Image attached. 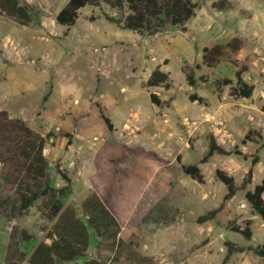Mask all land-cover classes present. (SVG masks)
Returning a JSON list of instances; mask_svg holds the SVG:
<instances>
[{
  "label": "rangeland",
  "instance_id": "obj_1",
  "mask_svg": "<svg viewBox=\"0 0 264 264\" xmlns=\"http://www.w3.org/2000/svg\"><path fill=\"white\" fill-rule=\"evenodd\" d=\"M25 1L35 12V20L29 26H19L0 16V105L5 106L11 99L4 89L7 84L22 83L28 90L30 79L39 73H45L46 77L53 68L61 67L57 82L53 83L59 108L64 100L77 99L72 96L65 99L73 92L87 97L93 105L94 100L103 101L106 109L114 99L120 100L122 113L127 106L120 123L111 121L112 131L101 120L100 124L94 122V130L88 134L83 132V120L74 122L69 133L56 131L62 124L55 121L48 123L53 130L47 132L43 126L38 128L36 121H24L35 132L53 134L43 151L49 163L50 185L54 188L64 185L56 168L68 178L89 177L121 229L138 201L135 187L140 191L152 176L167 177L169 191L159 195L155 209L168 212L173 220L149 223L144 218L133 240L137 254L147 258L150 264H169L172 258L176 259L177 254L171 256L167 251L177 238L171 232L174 227L177 236L184 232L187 238L179 245L182 262L176 259L177 264H193L203 256L210 258L211 264H215V258L218 264H264V259L251 252L228 254L224 247L226 241L243 246L264 244V222L244 198L245 192L253 190L264 175V0H192L198 7L183 27L167 26L155 35L123 30L110 23L105 16L119 19L122 13L104 3L84 7L78 12L75 24L64 27L55 23V16L68 0ZM233 38L244 42L237 54L226 56L213 68L202 63L204 47L225 44ZM156 68L169 75L168 90L145 87ZM240 69L244 70L243 80L254 86L248 99L231 96L230 86L221 84L223 80H231L233 86L234 73ZM189 74L194 82L192 86L188 83ZM80 80L85 85L78 84ZM91 89L94 94L88 96ZM150 93L162 102L160 107L149 101ZM192 95L198 99L191 101ZM37 97L38 94L32 96L30 109H34ZM90 110L92 115L97 113L95 107ZM130 111H137L133 121H128ZM66 114L62 113L61 118ZM77 123L82 125L80 129ZM250 130L258 132L261 139L240 145ZM210 134L225 151L238 146L243 154L259 157L253 167L251 184L226 202H223L226 189L215 179L214 171H224L240 186L250 167V158L214 154L200 163L207 153ZM120 152H128L130 166L118 164ZM144 154L158 161L145 159ZM181 165L198 166L203 183L184 175ZM115 168L126 172L121 187L111 183ZM5 174L6 168L0 164V262L13 231H26L31 236L29 242L19 243V249L28 257L36 244L44 241L51 226L40 213V200L25 216L14 221L5 218V208L1 206V200L8 197L4 191ZM82 188L84 185H74L63 201L64 206L79 205L81 196L77 194ZM200 218L205 219L199 221ZM247 221L251 222L253 233L248 242L232 231L235 227L244 228ZM220 234L223 239H219ZM90 244L89 259L97 258L106 264L128 262L124 256L115 262L105 243L101 241L97 246L92 232Z\"/></svg>",
  "mask_w": 264,
  "mask_h": 264
},
{
  "label": "trees",
  "instance_id": "obj_2",
  "mask_svg": "<svg viewBox=\"0 0 264 264\" xmlns=\"http://www.w3.org/2000/svg\"><path fill=\"white\" fill-rule=\"evenodd\" d=\"M101 3L122 13L119 19L105 16L107 21L123 30L147 35H155L167 26L183 27L194 16L198 7L197 3L192 0H68L55 16V23L59 26L71 27L75 24L81 9L86 6H99ZM0 16L22 27L29 26L35 20L34 9L25 0H0ZM243 47L244 42L239 38H233L225 44L204 47L202 63L213 68L223 58L237 54ZM243 71L240 69L234 73L235 84L233 86L231 80H223L221 84L230 86L231 96L248 99L253 93L254 86L243 80ZM187 79L189 85L192 86L194 82L191 74ZM217 85L219 86V81ZM145 87H159L168 90L171 87L169 75L156 68L150 73ZM45 99L46 97L43 101ZM197 99L195 95L190 97L191 101ZM149 101L157 107L162 105L159 98L152 93L149 94ZM100 117L107 129L112 131L113 126L110 120L101 111ZM51 137H53L52 133L41 135L32 130L23 120L10 118L6 111H0V164L6 168L4 191L8 194L5 200H1V206L5 208V218L8 221H14L25 216L29 209L40 200V213L51 223L44 237V239H49L50 243L46 244L43 241L37 243L28 257L19 249V243L29 242L32 239L31 236L26 231H13L0 264H23L24 262L27 264H79V260H83L82 264H106L97 258H87L91 232L97 240V246L101 241L105 243V248L113 253L115 262H118L120 256H124L128 260L126 264H150L147 258L140 257L135 252L130 243H125L118 238L120 224L109 206L100 197L91 194L84 200L81 206L82 214L86 217L84 221L80 220L73 208L64 206L63 201L70 194L71 181L65 172L56 168L64 185L60 188L50 185L49 163L43 151ZM255 138L261 139L260 134L250 130L242 138L240 145L253 143ZM127 153L118 154V164L130 166ZM214 154L222 156L234 154L243 160L250 158V167L240 186H237L233 177L224 171L220 169L214 171L215 179L226 189L223 197V202H226L233 198L237 191L251 184L253 167L259 162V157L257 154L252 156L243 154L238 150V146H235L233 151H225L210 134L207 153L200 163H205ZM144 158L158 161L150 154H144ZM180 169L190 179L203 183V176L198 166L181 165ZM112 173V185L121 187L125 181L126 172L115 168ZM136 187L135 192H137ZM263 194L264 177L259 184L254 186L253 190L245 192L244 198L253 212L264 221ZM203 219L205 218H200L199 221ZM232 231L239 234L244 241L251 240L252 232L249 221L245 223L244 228L235 227ZM224 247L228 254L248 251L264 259V244L243 246L226 241Z\"/></svg>",
  "mask_w": 264,
  "mask_h": 264
},
{
  "label": "crops",
  "instance_id": "obj_3",
  "mask_svg": "<svg viewBox=\"0 0 264 264\" xmlns=\"http://www.w3.org/2000/svg\"><path fill=\"white\" fill-rule=\"evenodd\" d=\"M112 56L115 57V54H112ZM86 64L87 62H85V65ZM66 66H69V64H66ZM91 66H92L91 70L93 71V65ZM60 69L61 67H59V69L53 68V70L49 74H47L46 77H44L45 73L43 74L39 73L38 75H36V77L30 79L28 90H26V88L22 86L23 85L22 83L16 82L12 86L7 84L4 89H6L7 91L6 93L11 97V99L7 102V104H5V106L0 105V111H6L10 118L14 116L15 118H19L23 121H27V120L36 121L37 122L36 125L38 126V128L43 126L44 132L53 130V128L48 127V123L55 121V122L62 124L61 129L56 130V131H62V132L69 133V130L72 128V126L76 124L74 122L83 120L84 122L83 127H85V130L83 132L87 134L88 132L92 133L94 130L93 129L94 122H99V120H101V122L103 123L100 117V111L106 115L104 116L107 117L110 120V122L112 120H117L120 123L124 119L125 110L127 106L122 113V107L119 105L120 100L116 102L114 99L112 103L113 106L111 105V107L109 106V108L106 109V105L104 104L103 101H101L102 102L101 103L97 100H94L96 101L95 102L96 104L93 105L94 102H89L86 99L87 97L84 98L82 97V94L75 93V92H73L72 94H68L65 97V99L68 98L69 96L70 97L72 96L71 98L75 97L77 99H74L73 101L66 100L67 102H65L64 100L63 107L59 108L60 101L56 96V89L53 83L57 82V76L59 73L58 70ZM75 74H76V71L74 72V75ZM41 75L42 77H40ZM90 75H91L90 77L93 78V73ZM78 84L85 85L83 80H80ZM91 90L92 92L88 96H90L91 94L92 95L94 94V90L93 89ZM28 92L32 93L33 95L38 94V97H37L38 100H37V103L34 104L35 105L34 109H30V107H32V96L33 95L29 94ZM44 97H46V99L43 101ZM80 98L85 99L86 103L84 104L83 102H81ZM115 104H118V106L115 107L114 106ZM91 107H95L97 110V113H95L94 115H92V113L90 112ZM64 112L67 113L66 114L67 116L65 118H61V115ZM107 114H111V116L110 115L107 116ZM85 115H89V118L85 117ZM98 124H100V122ZM77 125H78L77 126L78 129H80L79 127L80 123H77ZM70 181H71V188H72L70 189V192L71 190L72 191L74 190V185H78V184L84 185L85 188H82L81 193L77 194L78 196H81L79 205L75 204V205H70V206H65V207L73 208L77 216L79 218L82 217L85 220L86 217L83 216L82 210H81L82 203L89 195L95 194L99 197V194L97 193V190L95 186H93L92 180L89 177L81 178V179L80 178H70ZM169 185H170L169 178L167 177L159 178L156 176H152L150 177L146 185H144L140 191L139 190L137 191L138 201L135 203L130 213H128L129 214L128 218L125 224L121 227L119 234H118V238H120L125 243H130L134 250H135V244L133 240L135 238V232L139 224H142L144 222L143 221L144 218H147L145 220L149 223L165 222V221L173 220L171 214H168V212L159 211L155 209L156 203L159 199V195L161 196L162 194L167 193V191H169L168 189ZM261 221L264 222L263 220ZM250 225H251V222H250ZM171 232L175 233L177 238L174 237L175 239L171 244L168 245L167 251L168 253L171 254V256H173L174 253L177 254L175 255V258L178 259V261H181L179 255H182V253H178V248L181 243L187 241V238H184V232L177 236V233L174 232V227H172ZM219 239H223V234L219 235ZM43 242H45L46 244H49L50 240L44 239ZM256 245H262V244H256ZM138 255L142 257L140 254ZM176 259L172 258L169 264H177L178 261ZM214 263L218 264V262H216V258L214 259ZM193 264H211V259L203 256L199 260L194 261Z\"/></svg>",
  "mask_w": 264,
  "mask_h": 264
},
{
  "label": "built area",
  "instance_id": "obj_4",
  "mask_svg": "<svg viewBox=\"0 0 264 264\" xmlns=\"http://www.w3.org/2000/svg\"><path fill=\"white\" fill-rule=\"evenodd\" d=\"M134 115H137V111H133V112L130 111V116H131V118H129L128 121H129V120H130V121H131V120L133 121L134 118H132V117H133ZM125 127H126V126H125ZM221 238H222V237H221Z\"/></svg>",
  "mask_w": 264,
  "mask_h": 264
}]
</instances>
